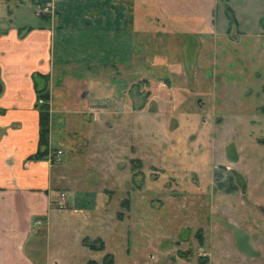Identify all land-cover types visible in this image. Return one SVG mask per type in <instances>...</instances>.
Masks as SVG:
<instances>
[{
  "label": "rangeland",
  "instance_id": "1",
  "mask_svg": "<svg viewBox=\"0 0 264 264\" xmlns=\"http://www.w3.org/2000/svg\"><path fill=\"white\" fill-rule=\"evenodd\" d=\"M11 1L0 3V20L36 23L33 2L18 8L19 1ZM207 1L199 6V23L195 16L186 18L197 25L190 27L185 44L150 40L141 46L136 71L148 81L130 95L142 112L133 114L129 101L127 123L106 125L94 140L119 150L118 173L94 170L87 161L95 148L93 142L84 146L89 118L79 114L70 136H64L63 159L71 174L98 182L106 173L114 190L101 239L115 264H264V145L259 142L264 138V0H215L213 15L206 13ZM7 7L11 15L5 14ZM210 15L215 29L201 18ZM103 72L97 70L96 78ZM102 82L91 87L102 93ZM126 197L131 210L117 204ZM118 210L123 221L115 216ZM55 227L49 245L45 231L37 238L42 253L77 259L70 264L99 256L72 231ZM79 227L89 241L97 239V225Z\"/></svg>",
  "mask_w": 264,
  "mask_h": 264
},
{
  "label": "crops",
  "instance_id": "2",
  "mask_svg": "<svg viewBox=\"0 0 264 264\" xmlns=\"http://www.w3.org/2000/svg\"><path fill=\"white\" fill-rule=\"evenodd\" d=\"M9 1L12 2L0 3ZM15 1L20 3L18 8L25 3ZM46 1L33 3L39 18L35 24H14L8 16L0 20V264L77 261L57 251L42 253L38 247L37 238L43 231L45 244L49 245L48 238L55 226L58 232L72 231L85 248H89L83 241L88 236L80 232V224L97 225V239L102 238L114 190L106 181V173L98 182L71 174L69 161L63 159L65 139L79 114L85 120L89 118V138L84 146L93 142L95 148L87 161L92 162L94 170L118 173L119 150L109 151L94 140L106 125L126 124V111H140L130 92L145 79L136 71L142 59L138 57L143 53L141 46L150 40L178 39L185 44L192 36L190 27L200 22V4H208L207 0ZM39 4L47 6L49 12L43 14L50 15V20L38 14ZM209 5L206 13L212 11L215 0ZM9 8L5 14L11 15ZM26 12L18 13L21 21ZM193 16L197 19L194 24L186 19ZM201 18H207L209 25L215 27L211 15ZM187 21L191 22L189 26ZM97 70L104 71L100 80L95 76ZM101 81L102 93L91 87ZM40 90L49 93V98H41ZM129 101L131 111L127 110ZM46 103L49 117L44 123L41 106ZM105 115L113 116L114 122ZM43 128L48 129L45 142L41 141ZM59 149L63 151L60 160L56 155ZM97 157L100 161L96 162ZM106 157L108 160L103 161ZM60 192L67 195L65 208L57 205ZM117 204L121 206L122 201ZM115 216L118 221L125 218ZM91 250L99 256L87 258L84 264H105L106 246Z\"/></svg>",
  "mask_w": 264,
  "mask_h": 264
},
{
  "label": "trees",
  "instance_id": "3",
  "mask_svg": "<svg viewBox=\"0 0 264 264\" xmlns=\"http://www.w3.org/2000/svg\"><path fill=\"white\" fill-rule=\"evenodd\" d=\"M32 2L34 4H38V3H46L47 1L44 0H32ZM45 6V5H44ZM226 10H227V16H229L230 20H231V23H235L237 20L234 18V10L233 8L228 4L226 5ZM41 15V14H40ZM41 18L45 19V20H50V15L48 14H43L41 15ZM230 29V28H229ZM148 81L147 77H145V79L143 80V82H146ZM38 94L41 98L43 99H48L49 98V93H45L43 92L42 90L38 91ZM48 117H49V105L46 103L44 105L41 106V119L44 123H46V121L48 120ZM47 132H48V129H44L42 130V133H41V137H42V142H45L47 141L45 139L46 135H47ZM259 142L261 144L264 145V138H261L259 139ZM139 162V161H138ZM240 179V178H239ZM238 182L241 183L242 186H244V181L243 179H240ZM233 184V183H232ZM233 188H229V192H232V190H234L236 188V185L234 184V186H232ZM122 206L126 207L125 209H130V198L126 197L125 200H122ZM119 216H122V211H120L118 213ZM84 241V244L86 246H88L89 248L91 249H95V250H102L105 248V243L102 239H96L94 241H89L87 238L83 240ZM105 264H114V256L113 254L111 253H107L106 256H105Z\"/></svg>",
  "mask_w": 264,
  "mask_h": 264
},
{
  "label": "built area",
  "instance_id": "4",
  "mask_svg": "<svg viewBox=\"0 0 264 264\" xmlns=\"http://www.w3.org/2000/svg\"><path fill=\"white\" fill-rule=\"evenodd\" d=\"M37 10H38V14L49 12L47 6H42L40 4L38 5ZM40 102H43V99H40ZM62 154H63V151L61 149L57 150V154L56 155H57L58 160L61 159ZM57 205H58L59 208L67 207L68 199H67V195H66L65 192H60L59 193V198L57 200Z\"/></svg>",
  "mask_w": 264,
  "mask_h": 264
}]
</instances>
